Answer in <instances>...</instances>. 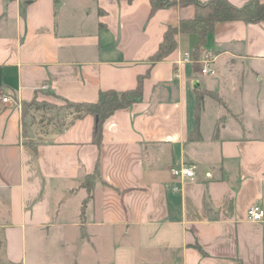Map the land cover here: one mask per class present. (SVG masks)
Listing matches in <instances>:
<instances>
[{"label":"crops","instance_id":"0c3cea01","mask_svg":"<svg viewBox=\"0 0 264 264\" xmlns=\"http://www.w3.org/2000/svg\"><path fill=\"white\" fill-rule=\"evenodd\" d=\"M194 12L185 3L151 13L149 0H0V264H264V216H247L252 204L264 210V20L214 24L199 56L212 76L193 59L194 34L152 63L167 27ZM139 79L141 101L105 119L100 145L90 114L26 129L24 103L95 102ZM206 92L222 102L211 113ZM180 163L195 166L193 179L172 177Z\"/></svg>","mask_w":264,"mask_h":264},{"label":"trees","instance_id":"16d2710c","mask_svg":"<svg viewBox=\"0 0 264 264\" xmlns=\"http://www.w3.org/2000/svg\"><path fill=\"white\" fill-rule=\"evenodd\" d=\"M151 5V13L160 8L170 7L177 4L192 3L195 6L193 17L181 19L176 26H168L164 31L163 39L159 43L158 48L150 57L152 63L166 59L177 47L178 37L194 34L197 41L193 47L192 55L194 61H199L201 45L203 44L207 34L214 28V24L218 21L243 20L245 22H257L264 20V3L259 0H248L242 6H236L228 0H149ZM199 63V62H198ZM218 102L222 103L220 98L213 92H206ZM202 94H197L195 104V123L194 129L191 131L189 138L198 140L201 138L199 132V113L202 109ZM63 99V98H61ZM142 99L141 79L134 89L126 91L103 90L98 94L95 102H76L67 99L64 100L65 108L71 109L75 113V117L90 114L95 118L93 128V141L100 145L102 140V125L115 110L128 107L129 105L139 102ZM35 105L40 107L36 100L22 104V112ZM218 124L215 127L217 132ZM95 173H98L96 167ZM92 177L88 176L84 182V186L89 192L92 188ZM89 197V196H88ZM83 211V207H82Z\"/></svg>","mask_w":264,"mask_h":264},{"label":"rangeland","instance_id":"374dc122","mask_svg":"<svg viewBox=\"0 0 264 264\" xmlns=\"http://www.w3.org/2000/svg\"><path fill=\"white\" fill-rule=\"evenodd\" d=\"M207 80L211 81L210 79ZM40 97L41 99H38L39 104H41L40 107L28 108L24 112L26 129L31 124H36V127L34 129L29 128V131L31 132L32 136L38 134L39 128L46 129L50 125H55V126L62 125L63 123L66 122L69 116H71L70 113L72 112L71 109L65 108L64 100L59 97L51 96V95H44ZM206 102H208L209 104L207 108L211 113L212 112L211 106H216L215 99L208 97L206 99Z\"/></svg>","mask_w":264,"mask_h":264},{"label":"built area","instance_id":"2783aa9c","mask_svg":"<svg viewBox=\"0 0 264 264\" xmlns=\"http://www.w3.org/2000/svg\"><path fill=\"white\" fill-rule=\"evenodd\" d=\"M183 62H191L192 58L189 52H185L182 57ZM200 66L201 74L212 76L215 74V70L210 66V59L207 54H202L201 59L198 61ZM7 96H3L2 100L4 102L8 101ZM196 174V168L192 164L180 163L171 168V175L175 179L184 180V179H193ZM247 216L252 221H259L264 216V210L260 204L255 203L249 206L247 209Z\"/></svg>","mask_w":264,"mask_h":264}]
</instances>
